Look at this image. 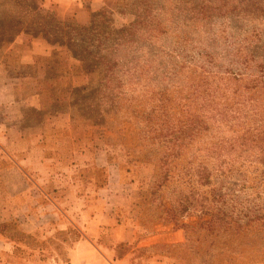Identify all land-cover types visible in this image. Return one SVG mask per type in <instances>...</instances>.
<instances>
[{"label":"rangeland","instance_id":"rangeland-1","mask_svg":"<svg viewBox=\"0 0 264 264\" xmlns=\"http://www.w3.org/2000/svg\"><path fill=\"white\" fill-rule=\"evenodd\" d=\"M113 2L112 9L97 10L86 25H77H90L95 47L109 60L114 74L105 80V61L71 57L53 5L45 0H0V70L18 100L6 109L13 116L8 118L11 137L21 134L25 147L39 145L45 157L52 141L70 160L93 153L102 164L106 159L115 162L120 178L143 191L145 206L150 203L138 224L143 235L157 242L156 250L180 264H207L217 246L207 228L210 216L199 209L180 214L176 190L208 200L224 195L212 205L243 218L247 210L264 206L254 193L258 172L228 156L214 171L211 184L201 186L195 177L184 176L188 154L174 159L176 148L157 141L152 145V138L165 132L160 126L164 119L166 127H178L186 110L194 111L195 105L185 97L205 77L214 91V106L246 103L251 87L257 85L254 97L264 110V0ZM6 19L22 22L25 31L17 34L23 39L18 45H3L1 21ZM34 38L47 42L46 54L25 62ZM49 44L54 48L51 54ZM30 97L33 106L25 105ZM151 149L155 155L146 158ZM105 169L95 173L102 177ZM131 188L121 192L130 194ZM263 190L264 182L257 193L264 196ZM232 263L264 264V258H232Z\"/></svg>","mask_w":264,"mask_h":264},{"label":"crops","instance_id":"crops-1","mask_svg":"<svg viewBox=\"0 0 264 264\" xmlns=\"http://www.w3.org/2000/svg\"><path fill=\"white\" fill-rule=\"evenodd\" d=\"M45 3L53 5L61 22L80 26L90 21L92 13L110 10L114 4L113 0ZM21 37L15 35L12 45L21 43ZM45 43L31 39L25 62L46 54ZM53 51L49 44V54ZM33 99H26L25 105H35ZM16 104V94L0 70V264H180L158 252L151 235L140 232L145 194L120 178L116 163L106 159L102 164L93 153L70 160L52 141L49 157L39 145L25 147L21 134L11 137L8 118L13 116L6 109ZM102 167L106 174L101 177L95 170ZM117 186L122 190L130 186L132 193L119 192ZM6 226L33 242L11 234Z\"/></svg>","mask_w":264,"mask_h":264},{"label":"trees","instance_id":"trees-1","mask_svg":"<svg viewBox=\"0 0 264 264\" xmlns=\"http://www.w3.org/2000/svg\"><path fill=\"white\" fill-rule=\"evenodd\" d=\"M21 23L8 19L1 21L3 45L12 41L9 39V35L13 36L25 31L22 29ZM135 23L136 20L131 26H134ZM158 24L160 25L159 22H157ZM56 25L62 26L65 31L64 38L69 42L67 45L72 58L80 61L92 58L100 64L105 61L104 79L106 80L108 76L114 74L112 67L108 65L109 60H106V56H102V48L95 47L96 40H94L95 36L89 32L90 25L80 27L61 22H57ZM125 30L113 33L121 34ZM86 34L88 35L85 36ZM85 44L86 47H84ZM115 47H117L116 44L110 49ZM137 75L138 79L140 73ZM206 79L207 77L198 86L193 87L192 92L185 97L186 101H189V105H195V112H191L188 108L185 120L178 121V127H166L168 121L164 119L165 121L161 122L160 126L165 127V132L162 131L154 136L152 145L155 141L160 146L171 144L177 151L173 156L174 159H180L188 154V159L183 160L182 165L184 176H188V180L195 177L201 186L211 184L214 171L226 162L228 156L236 161L239 160L241 164L247 162L253 165L254 171L258 172L254 176V180H258L260 185L264 182V110L260 108L254 97L259 92H255L257 85L251 87V96L246 103L238 102L235 106L218 107L214 106V91L212 92L211 83ZM162 101L164 103V100ZM149 120H151L150 117ZM197 144L199 145L196 146ZM194 147H196L195 151ZM187 149H190L189 152H186ZM155 150L157 152L158 149ZM152 151L153 149L145 154V157L149 158L155 155ZM166 178L167 174L164 176V179ZM259 185L254 190L255 198L262 200L258 202L259 205H264V196L257 193ZM241 187H245V184ZM223 198L224 195L215 194L211 200H208L207 197H196L193 193L186 195L176 190L177 209L180 214L185 216L190 214L191 209H199L200 213L210 216L207 228L211 231L210 235H213L212 245L217 246L209 254L210 261L207 264L217 262L233 264L232 258H264V206L254 209V211L247 210L244 217L239 218L216 204L212 205L214 200ZM147 205L145 206L144 202L139 218ZM6 229L24 240L22 234L17 232L13 226H6ZM25 240L28 243L33 242L28 236Z\"/></svg>","mask_w":264,"mask_h":264}]
</instances>
